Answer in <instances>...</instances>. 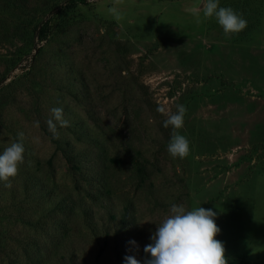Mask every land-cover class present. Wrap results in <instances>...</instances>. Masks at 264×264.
Returning <instances> with one entry per match:
<instances>
[{"label":"rangeland","instance_id":"obj_1","mask_svg":"<svg viewBox=\"0 0 264 264\" xmlns=\"http://www.w3.org/2000/svg\"><path fill=\"white\" fill-rule=\"evenodd\" d=\"M65 1L0 0V153L20 132L25 148L0 180V264H31L56 198L74 212L41 264L143 261L173 203L217 213L229 264H264V0H220L248 22L230 35L203 0H121L120 20L114 0ZM177 105L185 158L163 126ZM54 107L70 122L58 138Z\"/></svg>","mask_w":264,"mask_h":264},{"label":"clouds","instance_id":"obj_2","mask_svg":"<svg viewBox=\"0 0 264 264\" xmlns=\"http://www.w3.org/2000/svg\"><path fill=\"white\" fill-rule=\"evenodd\" d=\"M121 0H114V6L108 12L116 20L122 18L119 8L116 6ZM203 18H215L222 27L225 35L240 33L247 27V20L241 13L231 7H221L220 0H203ZM197 16V23H200ZM158 112L164 113L163 108ZM52 118L47 121L49 131L58 138L57 123L60 127H69L70 122L64 118L63 108L51 109ZM187 108L177 105L175 113H168L164 120L165 128L172 126L173 132L167 146V151L173 157L185 158L190 151L189 141L181 135L178 129L184 125V116ZM39 126V121H36ZM18 140L11 143L0 153V180L9 181V178L18 174L19 166L24 162V133L17 134ZM10 187V183L5 185ZM217 213L212 209L201 206L188 210L183 203H173L169 214L158 224L151 234V243L144 247L145 257L143 261L136 255H126L125 264H229L226 257L224 242L216 237L221 229L216 224ZM129 243L135 252L139 251V245L132 240Z\"/></svg>","mask_w":264,"mask_h":264},{"label":"trees","instance_id":"obj_3","mask_svg":"<svg viewBox=\"0 0 264 264\" xmlns=\"http://www.w3.org/2000/svg\"><path fill=\"white\" fill-rule=\"evenodd\" d=\"M222 1V0H221ZM87 0H66L65 1V5H59L58 8H70L73 6H76L77 4H87ZM50 23V18L47 17L46 19L42 20L40 23V29L37 33V37L39 40H41V38H43L45 36L46 30L45 28L47 26H49ZM98 172H95V175H91L92 180H96V181H104L105 180V175L102 172V168L99 167L98 168ZM69 203L65 202L64 199L59 198L55 200L54 202V206L51 207L48 210L44 211V219H45V215L47 214H51V219H53V222L51 223V229L47 228L46 225H43L41 227V231H40V235L37 237L36 241L32 242L33 244H37V249H34L33 255H30L31 252L29 253L30 257V262L31 264H41V260L39 259L40 257L38 256V254L40 253V249L43 250L42 254H48V250L53 247L54 245H56L57 243V239L60 236L65 235L66 231V220L69 216L70 213L74 212V208L72 209V206H68ZM61 215V216H60ZM60 216V217H59ZM59 217V218H58ZM43 218V217H42ZM87 221V220H86ZM91 222V221H90ZM57 224V227H56ZM89 225V223H87ZM91 225V226H90ZM90 234L91 236H97V232L95 230L94 225H92V223H90ZM51 230V231H50ZM81 231H78L77 234H80ZM86 234L83 233V235ZM43 238L48 239V241L42 240ZM73 247V246H72ZM49 248V249H48ZM73 251H75L74 247H73ZM98 253V252H97ZM96 253V259L99 257V254ZM44 259V258H43ZM42 259V260H43ZM47 264V263H44Z\"/></svg>","mask_w":264,"mask_h":264}]
</instances>
